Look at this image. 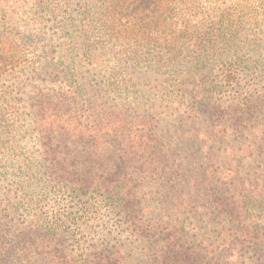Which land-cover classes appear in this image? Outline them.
Segmentation results:
<instances>
[{
    "label": "trees",
    "instance_id": "obj_1",
    "mask_svg": "<svg viewBox=\"0 0 264 264\" xmlns=\"http://www.w3.org/2000/svg\"><path fill=\"white\" fill-rule=\"evenodd\" d=\"M214 2L0 0V162L28 135L68 204L49 228L47 217L0 236V264H264V92L245 102L256 116L228 115L207 76L177 71ZM247 2L264 25V0ZM67 20L72 41L44 36ZM254 46L255 67L264 38ZM85 196L109 216L94 237L78 233Z\"/></svg>",
    "mask_w": 264,
    "mask_h": 264
},
{
    "label": "rangeland",
    "instance_id": "obj_2",
    "mask_svg": "<svg viewBox=\"0 0 264 264\" xmlns=\"http://www.w3.org/2000/svg\"><path fill=\"white\" fill-rule=\"evenodd\" d=\"M247 1L215 0L212 4H206L203 13L193 18L198 25L187 39L188 51L182 53V59L177 64L178 73L191 68L192 71L197 72L198 70L200 77L207 76L206 83L212 99L216 102L220 101L221 104H232L224 110L228 115L230 111L237 115H252L254 109L247 108L245 102L249 98H254L257 99L255 103H260L261 94L264 92V72L259 73L258 71L264 67L263 57L257 59L261 64L253 66L256 55L260 54L254 46V40L264 38V25L253 20L249 10L252 6ZM67 22L68 25L65 26L64 22L59 25L48 21L43 27L44 36L58 39V41L69 39L72 41L77 33L78 25L75 21L67 20ZM200 37L210 38L212 47L207 45L208 42L205 39L202 42L197 40ZM197 54L203 56L199 65H196ZM206 70H211V72L206 73ZM225 76H228V80H223ZM184 79L189 80L188 77ZM200 85L198 83L197 87L199 88ZM187 87L195 89V86L190 84ZM92 99L95 104L101 101V98L96 96ZM131 99L130 96L127 100L132 104ZM227 100H230V103ZM232 100L238 101L237 108L240 111L236 110ZM197 101V109L186 113V107H180L181 113L194 118L199 113L198 110L204 107L199 100ZM32 102L33 99L29 98L28 104ZM255 111L256 113L252 116L258 114V110ZM18 144L22 148L20 151L23 155L10 156L0 162L2 165L0 166V178H3L0 183L2 186L11 184L0 191V211L7 216L8 222L3 231H0V236L9 237V235L19 234V230L24 229L25 225L32 220H43L47 217L46 228H49L55 218H59V212L66 210L68 206L62 192L50 186V178L44 171V162L39 158L36 151L37 146L33 144L32 138L27 135ZM25 160H28V164ZM262 163L263 166L264 161ZM20 168L22 170H19ZM15 169L17 171H14ZM82 200L88 203V212L85 217L88 223L86 226H80L78 233L86 230L85 234L88 237L92 235L94 237L95 233L92 234V230L98 229L96 227L98 220L108 219L109 216L102 203L98 204L97 201L93 204L87 196ZM11 204L17 205L16 212H13L15 207ZM77 215L81 216L82 213L78 212ZM88 226H91V229ZM21 241H25V238L23 237ZM91 242L96 243V237ZM72 245L71 241H67L65 247L71 249Z\"/></svg>",
    "mask_w": 264,
    "mask_h": 264
}]
</instances>
